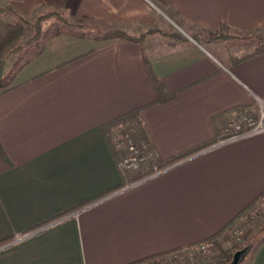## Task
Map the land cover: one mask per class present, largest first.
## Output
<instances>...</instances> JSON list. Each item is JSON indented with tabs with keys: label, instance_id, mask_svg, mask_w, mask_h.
Here are the masks:
<instances>
[{
	"label": "crops",
	"instance_id": "0c3cea01",
	"mask_svg": "<svg viewBox=\"0 0 264 264\" xmlns=\"http://www.w3.org/2000/svg\"><path fill=\"white\" fill-rule=\"evenodd\" d=\"M9 2L21 15L70 2L72 14L116 22L132 34L150 28L168 34L162 17L178 21L184 39L153 32L141 45L61 33L17 70L0 94V264H153L139 260L192 248L264 191L260 132L214 144L87 204L75 218L10 243L121 183L99 129L112 118L145 106L143 124L167 160L224 139L231 122L257 113L264 53L234 58L252 51L264 32V0ZM193 33L227 37L199 43ZM145 60L177 91L175 100L150 104L156 94ZM251 251L241 261L264 264V244Z\"/></svg>",
	"mask_w": 264,
	"mask_h": 264
},
{
	"label": "trees",
	"instance_id": "16d2710c",
	"mask_svg": "<svg viewBox=\"0 0 264 264\" xmlns=\"http://www.w3.org/2000/svg\"><path fill=\"white\" fill-rule=\"evenodd\" d=\"M74 12H75V8H74ZM11 15H13L14 18L9 19L10 21H7L6 23L4 22L5 24L1 28L0 37L2 38L0 39V57L3 52V47L7 45L8 42L11 43L12 41L16 40L19 34H21L22 28H23L22 24L25 22V19L22 16H18L12 12H11ZM53 15H58V14L55 13ZM73 15H75V18H76L74 22L67 23L66 21L63 20L64 21L62 25L63 27H61L59 30H56L48 34L42 40L41 44L47 41L48 39H50L52 36L61 34V33H69V34L79 35V36H84V37L97 36L102 39H106L110 41L127 40V41L137 42L141 45L144 44V40L146 36L153 32H160L174 39H184L183 36L177 33L169 32L168 34H166L158 28H152V29L147 30L146 32H142L139 34H132V33H129L119 28L116 25V22H107V21L95 19L92 17L80 16L76 13H74ZM174 22L180 25L178 21L174 20ZM38 24L39 23L37 22L36 33L32 37L35 39L38 38L39 33H40ZM86 25H90V27H94L96 30V33L92 34L88 32L87 30H84V28H86L85 27ZM191 37H193L196 40H201L203 38H206L207 36H202L198 33H193ZM225 37L227 36L223 34H218L211 38L220 39V38H225ZM256 37H257L256 47L252 51H249L238 58H234L235 62L244 60L247 57L256 55L258 53H264V32L257 34ZM37 50L38 49L33 51L34 53L32 52L30 57H26L25 59H23V61H21L19 65L15 67L14 70L12 71L10 70V72H8V75L6 76L5 79L0 81V94L6 92L12 87V81L14 79V76L17 70L24 63H26L31 57H33L37 53ZM145 66L150 75L153 87L155 89V94H156L155 99L150 104H164V103H168V102L175 100L177 96V91H169L166 88L165 84L155 75V73L153 72L147 60H145ZM144 107L145 106H140L132 110H129L119 116L112 118L111 120L105 122L99 127L105 141L109 145L114 157L116 158L118 166H119L120 160L128 154L129 144L131 143L135 145L140 155L145 157V160L142 162L139 170L131 171L125 168H121L119 166L121 174H122V181L118 186L78 203L75 206V208L86 206L87 204L93 201H96L112 192H115L117 190L124 188L126 184L134 183L136 181H139L149 176L153 172L154 166H156L158 169H165L167 167H171L177 164L178 162L188 157H191L197 152H200L201 150L208 148L209 146L213 145L216 142V140H212L196 148H193L187 152H184L183 154L171 157L167 160H163L157 155L156 150L154 149L152 145L148 132L141 119V111ZM262 198H264V191H262L261 194H259V196H257L254 200H252L249 204H247L244 208H242L221 229H219L217 232H215L208 238L190 247L195 248L201 244H205L206 246H211L216 252V256L214 257L218 258L215 264H226L230 262L232 259L233 251L239 249V246L237 244H233L229 248H224L221 245L220 238L225 231H227L240 217H243ZM249 233L250 232L248 230L242 237L246 238ZM252 247L253 245H247L244 248H247V251H249ZM172 252L173 251L153 254L151 256H147L139 260V262L152 261L153 264H170V263H162V262H159L158 260L171 254Z\"/></svg>",
	"mask_w": 264,
	"mask_h": 264
},
{
	"label": "rangeland",
	"instance_id": "374dc122",
	"mask_svg": "<svg viewBox=\"0 0 264 264\" xmlns=\"http://www.w3.org/2000/svg\"><path fill=\"white\" fill-rule=\"evenodd\" d=\"M11 12L18 16H22L25 19V22L22 24V32L19 34L18 38L11 43L8 42L7 45L3 47V52L0 57V81L6 78L10 70H14L15 67L19 65L22 57L23 59L30 57L31 53L37 49V46L41 44L42 40L48 34L63 27L62 25L64 21L72 23L76 19L75 15L72 14L70 2L60 9L47 4L40 5L35 8H31L27 15H21L12 8L9 0H0V32L2 26L7 21H10L9 19L14 18L13 15H11ZM24 13L26 14V12ZM55 13L58 15H53ZM160 20L163 22L162 26L165 31L177 33L181 36L183 35V29L172 20L168 21L162 17H160ZM37 22L39 23L40 33L38 38L35 39L32 37L36 33ZM85 27L86 28H84V30H87L92 34L96 33L94 27H90V25H86ZM210 36L213 37L215 35L209 34L206 38L201 40H196L193 37L191 38L200 43L208 39H215ZM1 38L2 37H0V39ZM252 114L255 115L256 113ZM228 127L229 131L227 132V136L222 140L216 141L214 144L221 143L232 136L230 124ZM248 230L250 233L246 238H243L242 236ZM220 242L224 248H229L233 244H237L239 249H243L247 245H253L250 254L254 249L256 251L261 244H264V198L257 202L256 205L252 207L243 217H240L228 229L226 236H221ZM235 251H233V253ZM214 256H216V252L211 246H206L203 250L198 249V247H193L172 252L158 261L170 264H215L218 258ZM239 264H245V261H241Z\"/></svg>",
	"mask_w": 264,
	"mask_h": 264
},
{
	"label": "built area",
	"instance_id": "2783aa9c",
	"mask_svg": "<svg viewBox=\"0 0 264 264\" xmlns=\"http://www.w3.org/2000/svg\"><path fill=\"white\" fill-rule=\"evenodd\" d=\"M230 127H231L232 136L228 139H235L239 137H245V136L257 134L260 132H264V103L258 102V112L255 115L250 114V113L242 114L237 118V120L230 123ZM221 143H218V144H221ZM144 160H145V157L140 155L135 145L130 143L128 146V154L120 160L119 166L121 168H125L131 171H136V170H139ZM166 169H168V167L165 169H158L156 166H154L153 172L149 176L139 181H136L134 183L126 184L124 188L131 187L132 185L140 181L156 176ZM85 207L86 206H83L81 208L72 209L67 212L58 214L57 216L51 218L50 220L45 221L31 228L27 232L23 233L21 236L12 240L10 243H14L19 239L26 238L31 235L37 234L51 226L57 225L68 219L75 218L78 212ZM205 248H206L205 244H201L198 246V249L200 250H203Z\"/></svg>",
	"mask_w": 264,
	"mask_h": 264
},
{
	"label": "water",
	"instance_id": "95a60500",
	"mask_svg": "<svg viewBox=\"0 0 264 264\" xmlns=\"http://www.w3.org/2000/svg\"><path fill=\"white\" fill-rule=\"evenodd\" d=\"M247 248H243V249H239L236 250L233 254H232V259L230 262L226 263V264H239L241 261V258H243L244 254L246 253Z\"/></svg>",
	"mask_w": 264,
	"mask_h": 264
}]
</instances>
